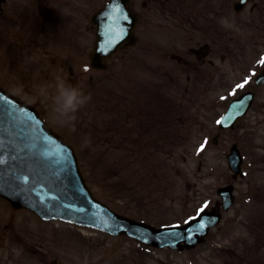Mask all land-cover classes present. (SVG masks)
<instances>
[{
    "label": "rangeland",
    "instance_id": "obj_1",
    "mask_svg": "<svg viewBox=\"0 0 264 264\" xmlns=\"http://www.w3.org/2000/svg\"><path fill=\"white\" fill-rule=\"evenodd\" d=\"M18 19L13 18L9 25L12 34H9L6 31L9 22L1 18L0 85L7 88L3 83L5 72L10 70L14 88H17L20 76L40 86L43 80L37 67L46 49L20 47L17 43L20 35L16 26ZM235 38L238 39L232 46L235 55L224 64L220 72V76H224H217L216 91L211 96L198 98V105L191 110L196 114V121L190 128H187V122L181 128L179 126V104L181 101L182 106L188 100L191 107L193 99H182L181 86L178 84L177 87V83L169 86L165 83L163 89L168 92L158 93L155 86L160 87L163 84L160 81L168 78L162 76L160 68L151 78L150 71L143 66L142 59L145 58L142 56L138 55L135 62L142 66L139 71L135 65L122 66L133 58L131 52L125 57L120 55L107 69L99 71L84 68L80 61L74 63L75 51L51 49L50 56L68 60V65L74 64L78 73L72 77L65 70L62 80L53 76L51 67L42 70L49 71L51 78L44 82L53 103L50 119L55 120L59 130L75 144L88 185L121 214L162 224L175 222L188 213L195 214L206 205L212 207L220 201L218 187L232 181L226 153L234 140L239 143L245 155L246 176L233 180L237 202L224 213L223 220L212 230L204 245L191 251L156 250L130 237L111 236L60 221H43L27 210L8 212L10 205L0 197V264H52L54 259H58L59 264H236L229 260L232 255H225L221 248L238 252L244 259L240 264H264V124L252 122L253 115H258V105L264 100L263 87L257 90V107L241 122L237 131L224 133L218 146L213 142L218 132L216 119L234 96L252 84L254 75L264 65L263 46L247 44L243 34ZM174 65L177 62H167L166 66L172 67L168 81L179 74L178 66L173 71ZM246 80L248 83L244 87L237 88ZM57 84L74 87L90 97L76 112H69V118L63 123L54 115L55 109L62 111V102L57 99ZM145 86L146 94L141 93ZM127 105L133 113L146 110L150 117H157L159 113L164 118L166 112H173L162 122L169 127L175 121L178 128L165 137L164 132L169 133L170 129L163 132L166 125H157L161 139L153 142L157 140L155 134H141L133 126V132L138 136L134 134L136 141H131L127 133L131 128H126L125 122L116 125L114 119L119 109ZM127 115H130L129 111ZM91 116L95 121L92 134L97 136L99 130L101 137L107 134L105 140L99 139L97 144L84 142L83 132L87 130L86 123ZM109 118L113 119L108 123ZM135 122L136 119L133 125ZM140 125L147 128L145 121ZM147 131L153 133L150 129ZM23 224H27L24 239L19 237L23 233ZM18 239H23L21 244L16 241Z\"/></svg>",
    "mask_w": 264,
    "mask_h": 264
},
{
    "label": "water",
    "instance_id": "obj_2",
    "mask_svg": "<svg viewBox=\"0 0 264 264\" xmlns=\"http://www.w3.org/2000/svg\"><path fill=\"white\" fill-rule=\"evenodd\" d=\"M3 1L0 0V5ZM103 14L107 22L97 33L92 54V65L96 67H104L107 58L134 42L123 0H112ZM259 80L264 81V72ZM251 100L252 96L247 94L234 101L221 124L232 125L247 111ZM236 151L233 149L229 157L233 168L239 171L241 157ZM231 190V187L223 190L227 195L225 208L233 202ZM0 193L16 206L30 207L43 217H59L112 233L125 232L159 247L181 248V241L192 247L219 220L216 210L203 211L184 226L157 229L112 212L95 200L85 186L73 149L65 140L51 132L33 109L1 88Z\"/></svg>",
    "mask_w": 264,
    "mask_h": 264
},
{
    "label": "flooded vegetation",
    "instance_id": "obj_3",
    "mask_svg": "<svg viewBox=\"0 0 264 264\" xmlns=\"http://www.w3.org/2000/svg\"><path fill=\"white\" fill-rule=\"evenodd\" d=\"M27 16L22 29L28 33H59L65 35L64 46L79 50L89 49L86 34L90 31L89 0H27ZM208 7V5H205ZM255 4L252 6V10ZM230 20L226 11H213L211 8L200 9L183 17L179 23V61L183 64V72L194 74L206 73L201 65L214 64L219 41L223 46L228 34ZM264 27V19L260 23L245 22L247 31ZM220 30V32H218ZM28 35L24 42H30ZM31 44V43H29ZM224 55L222 59H224ZM190 77V76H189Z\"/></svg>",
    "mask_w": 264,
    "mask_h": 264
},
{
    "label": "clouds",
    "instance_id": "obj_4",
    "mask_svg": "<svg viewBox=\"0 0 264 264\" xmlns=\"http://www.w3.org/2000/svg\"><path fill=\"white\" fill-rule=\"evenodd\" d=\"M57 99L59 102H62V111H54V115L57 116L61 122H64V119L69 118V112L74 113L79 107L85 105L90 97L83 95L78 89L68 86L57 84Z\"/></svg>",
    "mask_w": 264,
    "mask_h": 264
},
{
    "label": "snow or ice",
    "instance_id": "obj_5",
    "mask_svg": "<svg viewBox=\"0 0 264 264\" xmlns=\"http://www.w3.org/2000/svg\"><path fill=\"white\" fill-rule=\"evenodd\" d=\"M247 83H248V81L246 80V81H244L243 84H239V85H237V88H242V87H244ZM218 123H219V121H218ZM202 147H203V146H202ZM201 211H203V209H202Z\"/></svg>",
    "mask_w": 264,
    "mask_h": 264
}]
</instances>
